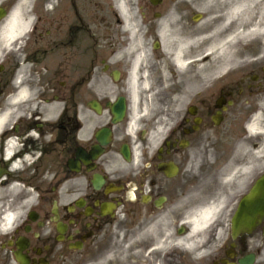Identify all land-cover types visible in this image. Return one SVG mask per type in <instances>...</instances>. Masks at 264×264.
Segmentation results:
<instances>
[{"label":"flooded vegetation","instance_id":"obj_1","mask_svg":"<svg viewBox=\"0 0 264 264\" xmlns=\"http://www.w3.org/2000/svg\"><path fill=\"white\" fill-rule=\"evenodd\" d=\"M125 9L120 20L106 0H0V215L20 214L0 248L15 264L19 252L28 264H70L91 246L99 256L125 247L130 264L152 253V264H264V218L248 234L231 231L260 172L233 181L206 239L193 240L199 250H156L163 226L178 244L188 238L189 214L206 203L208 143L236 122L240 100L264 93V56L175 112L145 117L130 95L136 59L137 80L168 72L173 44L165 53L162 34L174 39L202 20L221 32L264 27V0H127ZM13 15L30 25L10 30ZM225 142L216 143L223 155Z\"/></svg>","mask_w":264,"mask_h":264},{"label":"bare ground","instance_id":"obj_2","mask_svg":"<svg viewBox=\"0 0 264 264\" xmlns=\"http://www.w3.org/2000/svg\"><path fill=\"white\" fill-rule=\"evenodd\" d=\"M118 9L122 16H126L125 6L122 0L118 1ZM125 19V18H123ZM205 29L196 28L193 31L187 32L182 35H176L172 41V57L171 61L173 65L179 71L191 68L193 75L190 76L189 87L193 88L190 91L184 88L181 97L184 98L187 92L196 93L201 91L203 88L201 84L207 82L208 80H216L223 75L229 73L236 67H239L243 61H239L240 43L245 41L246 38L250 36H259L264 34V27H253L252 29H247L244 31L237 32H221L219 28L213 27L209 28L204 22ZM30 25L29 21L25 23L22 17L13 15L9 28L14 30L19 28V30H24ZM202 32H197L201 31ZM161 39L166 44L163 49L166 53L168 50V42H171L172 35L167 36L162 34ZM188 48H193V51H188ZM189 57H193L192 61H188ZM234 64V65H233ZM232 67H228L231 66ZM139 66L138 59H136L132 64L131 72V97L132 110L136 112V100L138 99V91L141 90L144 94L145 102L142 104L143 112L151 111L155 109L153 104V94L150 92L149 85L151 80L147 77H141L137 80L136 69ZM227 67V68H226ZM224 72V73H222ZM221 73V74H220ZM165 71L161 74V79L165 75ZM167 77V76H166ZM201 87H200V86ZM148 100V101H147ZM159 105V104H158ZM172 108V107H171ZM261 114L257 115L255 118V124L248 128V136L244 139L239 140L240 137H235L231 139V147L228 154H222L220 156L219 170L214 172V176L220 180L221 190L236 179V177L244 180L245 177L249 176L256 170V166L260 160H264V141L257 145V140L263 139V127H264V104L260 106ZM131 131H133L131 129ZM239 175V176H238ZM210 200H208L204 206L198 208L189 218L192 219L193 228L200 229L204 227L216 214L221 210L223 204V194L217 195ZM17 214H10L4 212L0 225L1 229L7 230L12 226ZM193 230L191 229L190 235H192ZM163 246L162 242L158 241L156 243V250L161 249ZM193 246L187 247L191 249Z\"/></svg>","mask_w":264,"mask_h":264},{"label":"rangeland","instance_id":"obj_3","mask_svg":"<svg viewBox=\"0 0 264 264\" xmlns=\"http://www.w3.org/2000/svg\"><path fill=\"white\" fill-rule=\"evenodd\" d=\"M109 2V6L111 7V10L116 12L117 14L119 13L117 5H118V0H107ZM127 1V0H125ZM203 1V5L205 3V0ZM204 9V6L202 7V11ZM40 12V9H39ZM24 16V15H23ZM206 25L205 23H202L199 25V30L200 29H205ZM90 29V26H87V29ZM93 33V30L87 31L86 35L87 37H89V34ZM197 32H202L201 31H197ZM245 42L248 44L249 42H261V45L259 47H238L237 49L240 50V54H239V61H243L242 64H247V61L249 58H252V56L255 53H260L261 55L264 56V34L263 35H259L257 37L255 36H250L248 38L245 39ZM188 51H193V48H188ZM193 60V57H189V62ZM234 65V64H233ZM228 66V67H232ZM45 68V62H43L42 64H39L37 66L34 67V69L36 70V73H38L39 75L41 74H45V72H43ZM227 68V67H226ZM24 69V68H22ZM43 69V70H42ZM173 73H168L165 74L162 79H160V81L158 82L156 81H152L151 84L149 85V88L151 90V88L156 87L158 89V92L154 93L155 95L152 96L153 97V104L156 106L154 111H148L149 115L153 114V115H157L158 113H160L164 107H168L169 110L171 112H174L175 109L174 108H181L186 106V104L188 103V100L190 98H192V91L189 87V82L190 81V76L193 75V71L191 68L185 69L183 71H179L177 70V68L173 65L172 66ZM248 67H245V71H248ZM24 73V72H22ZM224 73V72H222ZM221 74V73H220ZM167 76V77H166ZM213 80H208L207 82H203L201 84L202 88H205L206 85H210V83ZM200 86V85H199ZM200 86V87H201ZM184 88L189 89L190 91L187 92L186 96L184 98L181 97V93L183 91ZM177 92V93H176ZM142 96V95H141ZM140 96V97H141ZM141 100L145 101V98L141 97ZM148 101V100H147ZM241 102V107H242V112L238 115H235L236 118V122L233 121V117L231 116L230 119V126H226L225 129H222L221 135L223 136V138L220 137V133H215L214 134V138H211V141L208 143V150L206 152V161L208 164V168H210V173L208 174V179L204 182L203 187H202V192L201 194L203 195L201 199H211V197L213 198L215 196L218 197L217 195L219 194H225L228 191L232 190L234 185L229 184L228 186H226L225 188L223 187V190H221V186H220V180L216 177H212L213 172H216V169L214 170V165H218L219 162V150H217L218 145L216 147V143L219 144L222 139H226L228 141L231 142V139L235 138L236 135H238L241 139H244L246 136H248L249 134L246 131L245 128V123L246 120L248 119L249 115L251 114L252 111H254L255 109H259L261 105L264 104V93L263 94H259L257 93L256 95L250 96L249 98L246 96L244 97L242 100H240ZM159 104V105H158ZM172 107V108H171ZM140 112V111H139ZM264 130V127H263ZM235 133V134H234ZM218 135V136H217ZM217 137H219V139H216ZM227 141L226 144H229ZM262 141H264V138L261 140H257V145L260 146V144L262 143ZM215 146V147H214ZM213 159V160H212ZM214 162V164H213ZM213 166V170L211 169ZM262 173L264 172V160H260L258 162V165L256 166V170L250 174L249 176L245 177V183L247 184L251 179H253L258 173ZM239 176V175H238ZM240 177V176H239ZM237 177L238 179H241ZM12 197L13 194H8L6 197ZM24 210V207L21 208V211ZM193 223L192 219L189 218V223L188 225L191 227V229L193 230V234L192 236L188 238V240H183L182 243L177 244L176 240L174 239L173 234H169L170 231V226H163L164 228V235H162V244L163 246L161 247V249H159V255L162 254H168L170 251L173 250H181L184 251L186 248L185 246H188L189 243L193 241V239L195 237H199V239H201L202 235L201 234H205L206 231L208 230L209 226H210V221L202 228L197 229V228H193ZM13 226V225H12ZM11 226V227H12ZM3 231H1V227H0V234ZM205 237V235H204ZM193 244V243H192ZM194 245V249L193 251H195V249H199V245L200 242L197 244H193ZM197 245V246H196ZM130 253H128L126 251L125 247L121 248V252L118 254H109V255H102L99 256L97 255L96 251L94 250L93 246L89 247L86 249V251L83 253V255L77 259H73L70 260L72 263L70 264H130V258L131 256L129 255ZM164 254V255H165ZM191 256L194 254H190ZM163 256V255H162ZM161 256V257H162ZM148 262L149 264L153 263V253L148 257ZM0 264H14L13 260L4 252H2L0 250ZM161 264V263H159Z\"/></svg>","mask_w":264,"mask_h":264},{"label":"water","instance_id":"obj_4","mask_svg":"<svg viewBox=\"0 0 264 264\" xmlns=\"http://www.w3.org/2000/svg\"><path fill=\"white\" fill-rule=\"evenodd\" d=\"M264 217V175L260 178L250 194L239 205L232 221L234 236L239 232H249ZM19 264H26L22 257L15 255Z\"/></svg>","mask_w":264,"mask_h":264}]
</instances>
